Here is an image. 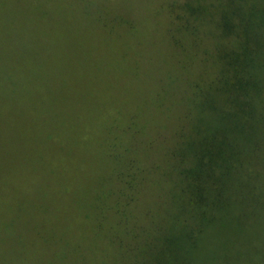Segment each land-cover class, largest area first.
Returning <instances> with one entry per match:
<instances>
[{
  "label": "trees",
  "instance_id": "obj_1",
  "mask_svg": "<svg viewBox=\"0 0 264 264\" xmlns=\"http://www.w3.org/2000/svg\"><path fill=\"white\" fill-rule=\"evenodd\" d=\"M154 5L145 34L161 32L178 68L163 70L152 107L121 117L122 143L104 146L102 164L94 151L81 157L97 170L90 208L80 200L72 213L99 246L89 264H264V0ZM119 19V30L135 29ZM104 114L102 124L117 115ZM66 160L62 198L74 185ZM66 227L54 257L72 243Z\"/></svg>",
  "mask_w": 264,
  "mask_h": 264
},
{
  "label": "rangeland",
  "instance_id": "obj_2",
  "mask_svg": "<svg viewBox=\"0 0 264 264\" xmlns=\"http://www.w3.org/2000/svg\"><path fill=\"white\" fill-rule=\"evenodd\" d=\"M152 7L148 0H0V74L9 82L0 90V264H89L99 249L72 215L80 200L88 211L97 183V170L79 166L81 157L94 151L102 164L104 146L122 143L121 117L152 107L163 70L178 68L161 32L145 34ZM125 16L131 33L116 24ZM112 110L115 119L102 124ZM60 158L73 166L70 197L59 196ZM63 226L72 243L54 257Z\"/></svg>",
  "mask_w": 264,
  "mask_h": 264
}]
</instances>
